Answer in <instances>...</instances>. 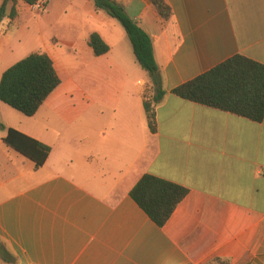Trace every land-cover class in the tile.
Masks as SVG:
<instances>
[{"label": "crops", "instance_id": "obj_1", "mask_svg": "<svg viewBox=\"0 0 264 264\" xmlns=\"http://www.w3.org/2000/svg\"><path fill=\"white\" fill-rule=\"evenodd\" d=\"M35 1L36 35L0 21V76L35 50L60 84L31 116L0 101V264H264V118L171 92L233 55L264 64V0H163L167 18L115 0L151 39L155 132L154 89L121 24L92 0ZM42 31L52 40L36 50ZM8 128L49 146L40 166L3 141ZM145 173L187 189L162 226L129 193Z\"/></svg>", "mask_w": 264, "mask_h": 264}, {"label": "trees", "instance_id": "obj_2", "mask_svg": "<svg viewBox=\"0 0 264 264\" xmlns=\"http://www.w3.org/2000/svg\"><path fill=\"white\" fill-rule=\"evenodd\" d=\"M9 1L12 4L7 17L12 20L17 15V0H2L0 21L5 16L6 4ZM23 1L28 5L35 3V0ZM92 1L96 9L103 10L121 24L137 62L148 73L154 94L151 100H143V107L148 128L150 132H155L154 105L161 99L164 90L154 60L151 39L117 1ZM150 1L161 17H168L169 6L163 0ZM87 42L94 55H101L108 50V45L96 32L89 35ZM59 84L60 77L50 56L45 52L32 51L2 71L0 101L26 116H31ZM171 92L180 98L259 122L264 118V64L243 55H233L179 84ZM3 141L33 160L36 167L44 162L50 150L49 146L12 128H8ZM186 192L187 189L179 184L145 173L129 193L147 215L158 226H162Z\"/></svg>", "mask_w": 264, "mask_h": 264}, {"label": "rangeland", "instance_id": "obj_3", "mask_svg": "<svg viewBox=\"0 0 264 264\" xmlns=\"http://www.w3.org/2000/svg\"><path fill=\"white\" fill-rule=\"evenodd\" d=\"M16 9H17L16 17L12 20H9V21L7 20L8 25L13 23V25H10L9 31L12 33H15L17 29L20 30L21 28L26 27L27 31L31 35H36L37 34V33H35V32H37L36 31V20L39 18V15H40L39 12H41V11L40 10L38 11L36 8L33 7V5H27L25 2H22V1L17 3ZM8 12H9V8L7 9L6 13H8ZM5 15H6L5 17L8 18L7 14H5ZM115 21H117V20H115ZM117 23H118V21H117ZM41 33H43L44 37H41L39 35V39L34 40V42H33L34 48H36V50L42 49L43 48L42 45H44L48 42H51V40H52V39H49L45 36V32L42 31ZM36 41H38V42L35 43ZM25 50H26V48L24 49L23 52H25ZM208 264H222V262L214 260V261H210Z\"/></svg>", "mask_w": 264, "mask_h": 264}, {"label": "built area", "instance_id": "obj_4", "mask_svg": "<svg viewBox=\"0 0 264 264\" xmlns=\"http://www.w3.org/2000/svg\"><path fill=\"white\" fill-rule=\"evenodd\" d=\"M34 8H36L38 11H42L44 9V3L43 2H36L34 4H32Z\"/></svg>", "mask_w": 264, "mask_h": 264}]
</instances>
